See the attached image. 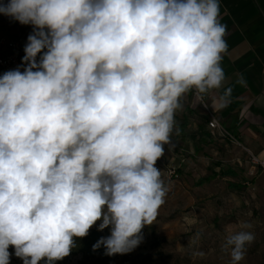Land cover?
I'll return each mask as SVG.
<instances>
[{
	"label": "clouds",
	"instance_id": "9594fccd",
	"mask_svg": "<svg viewBox=\"0 0 264 264\" xmlns=\"http://www.w3.org/2000/svg\"><path fill=\"white\" fill-rule=\"evenodd\" d=\"M0 13L34 26L24 72L0 77V264L10 245L24 264L61 260L97 221L111 235L94 250L131 252L164 203L155 165L180 97L225 79L218 0H9ZM246 227H226L231 264L255 239Z\"/></svg>",
	"mask_w": 264,
	"mask_h": 264
},
{
	"label": "rangeland",
	"instance_id": "374dc122",
	"mask_svg": "<svg viewBox=\"0 0 264 264\" xmlns=\"http://www.w3.org/2000/svg\"><path fill=\"white\" fill-rule=\"evenodd\" d=\"M8 3L9 0H0V4L5 6ZM30 27L34 28L31 24H21L13 17L0 13V35L7 38H16L18 33L29 35ZM179 103L181 109L176 111L177 115L185 107L197 113L196 119L189 120L187 129L188 133L193 132L190 130L202 122L200 118L205 116L206 111L193 96L186 99L183 94ZM186 114L189 115V112ZM175 115L174 120L178 122L180 119ZM175 128L173 125L170 133L171 145H164V155L155 165L161 171V179L167 189L164 203L158 209L153 224L145 225L142 229L141 243L131 252L119 254L113 263L93 261L89 264H231V250L223 247L229 235L226 227L241 223L251 227L237 230L252 232L255 239L245 245V255L239 264L262 263L264 191L257 193L251 186L233 190L227 186L228 182L221 180L200 183V166H205V160H189L190 143L175 137ZM169 168L178 169L177 179L168 177ZM8 251L10 264H24L23 259L15 255L14 246L10 245ZM201 251L203 256L195 255ZM78 261L79 257H70L65 261L62 259L60 264H78Z\"/></svg>",
	"mask_w": 264,
	"mask_h": 264
},
{
	"label": "crops",
	"instance_id": "0c3cea01",
	"mask_svg": "<svg viewBox=\"0 0 264 264\" xmlns=\"http://www.w3.org/2000/svg\"><path fill=\"white\" fill-rule=\"evenodd\" d=\"M218 2V20L226 26L224 39L227 51L222 53L220 65L225 79L219 89L201 94L205 119L200 118L202 122L194 125L195 128L190 130L193 132L188 133L187 129L189 120L196 119L197 113L189 112L187 115V107L179 115L176 111L181 107L175 111V117L180 119L178 122L174 120L175 127L182 123L183 118L188 120L189 126L182 136L177 134L176 127L174 135L190 143L189 160H205V166H200V183L221 180L228 182L227 186L233 190L251 186L253 191L260 193L264 191V172L252 167L249 160L251 155L264 158V0ZM32 34L34 28L30 27L29 35ZM29 35L18 33L16 36L22 42L24 56ZM43 53L38 55L41 57ZM229 88L231 94L220 107L219 98ZM184 95L186 99L193 96L192 89ZM209 116L218 121L224 133L211 134L207 128Z\"/></svg>",
	"mask_w": 264,
	"mask_h": 264
},
{
	"label": "built area",
	"instance_id": "2783aa9c",
	"mask_svg": "<svg viewBox=\"0 0 264 264\" xmlns=\"http://www.w3.org/2000/svg\"><path fill=\"white\" fill-rule=\"evenodd\" d=\"M23 48L22 42H20L16 38H7L5 36L0 37V77H2L6 72L13 71L19 69L21 73L24 72L27 67L26 62L23 61ZM37 63L40 61V56L37 55ZM192 94L195 100L198 103L204 105L202 100V96L197 92L195 88L192 89ZM207 128L213 134L214 132L224 133L218 121L213 117L209 116V120L207 122ZM249 163L252 167L259 168L262 172H264V158H259L255 156H250ZM178 169L169 168L167 171L168 177L170 179L178 178Z\"/></svg>",
	"mask_w": 264,
	"mask_h": 264
},
{
	"label": "trees",
	"instance_id": "16d2710c",
	"mask_svg": "<svg viewBox=\"0 0 264 264\" xmlns=\"http://www.w3.org/2000/svg\"><path fill=\"white\" fill-rule=\"evenodd\" d=\"M187 112H191L190 110H187ZM205 119V118H203ZM189 126V122L186 118H183L182 123L178 124L177 129L178 133L182 136L185 129H187ZM203 136V135H202ZM194 138V136H193ZM99 223H96L90 230L87 236L85 237H74V246L71 249L70 254L67 257L63 258V261L70 257H79L78 264H89L93 261H99V262H108L113 263L115 262L119 254H115L112 256L106 255V249L101 244L99 248L93 249V245H95L102 237L107 238L111 235V226L105 228L104 230L100 231L99 229ZM138 257V256H137ZM62 263L61 260H55L52 261L51 264H60ZM40 264H48L47 258H44L40 261ZM264 264V255H262V263Z\"/></svg>",
	"mask_w": 264,
	"mask_h": 264
}]
</instances>
